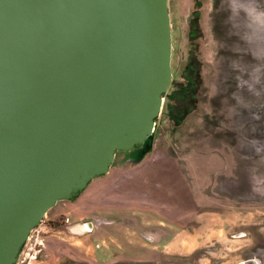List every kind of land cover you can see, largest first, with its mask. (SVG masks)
Returning a JSON list of instances; mask_svg holds the SVG:
<instances>
[{
	"label": "water",
	"instance_id": "95a60500",
	"mask_svg": "<svg viewBox=\"0 0 264 264\" xmlns=\"http://www.w3.org/2000/svg\"><path fill=\"white\" fill-rule=\"evenodd\" d=\"M172 47L168 0H0V264L152 135Z\"/></svg>",
	"mask_w": 264,
	"mask_h": 264
},
{
	"label": "rangeland",
	"instance_id": "374dc122",
	"mask_svg": "<svg viewBox=\"0 0 264 264\" xmlns=\"http://www.w3.org/2000/svg\"><path fill=\"white\" fill-rule=\"evenodd\" d=\"M168 2L174 83L170 85L173 90L170 97L164 99V104L169 103L171 116L164 112L163 106L152 135L140 146L118 150L112 164L125 166L144 159L142 174L156 180L160 178V191L156 195L150 192L152 184L141 196L130 188L125 190L129 196L127 201L133 200L130 195L143 196L144 206L148 201L154 206L144 209L155 213L150 212L148 220H143L144 226L149 222V230L145 231L148 234H144L142 240H130L122 233L124 230L119 226L133 224L132 217L138 212L130 205L123 208L128 210V216H92L100 208L109 210L116 202L115 199L91 197L92 190L103 184L99 181L101 175L95 177L78 197L60 200L45 213L32 230L16 264H120L119 258L126 252L125 258L145 260L153 245L162 242L158 237L154 239L151 231L161 235L174 231L173 225L183 226L185 220L205 211L213 212L214 216L218 214V220L220 218L225 224L222 239L217 237L208 245L195 249L193 260H186L182 255H170L169 258L163 255L164 261L196 264L200 255H208L203 262L215 264L221 259L220 247L239 252L240 257L251 256L264 264V190L254 191L250 182L252 172L264 173V158L257 157L247 146V141L244 147H239L237 133L222 127L225 120L221 114L222 101L227 98L230 103H235L231 97L237 90V74L232 62L237 57V37L232 34L228 13L221 0H215V6L213 0ZM194 10L201 12L195 25L191 20ZM191 29L195 32L193 37L190 36ZM214 40L219 42V54L213 61ZM193 58L198 60L195 68L201 69L198 76L191 67ZM244 59L250 58L245 56ZM189 78L194 80L190 89L187 87ZM213 87L218 88L219 94L210 99L208 93ZM207 103L213 106L212 115L203 112ZM186 110L190 113L179 124L180 115L176 116V113ZM257 111L256 108L251 111L241 109L242 114L231 123L243 126L242 136L264 140V110H259L260 119H254L253 112ZM180 204L186 206L180 207ZM207 219L215 221V217ZM89 220L106 223L101 239H92L87 232L79 235L74 229L78 222ZM126 227L135 229L134 226ZM238 234H243V239Z\"/></svg>",
	"mask_w": 264,
	"mask_h": 264
},
{
	"label": "crops",
	"instance_id": "0c3cea01",
	"mask_svg": "<svg viewBox=\"0 0 264 264\" xmlns=\"http://www.w3.org/2000/svg\"><path fill=\"white\" fill-rule=\"evenodd\" d=\"M131 156V155H130ZM117 157V154H116ZM117 158H115L116 161ZM132 159V157H131ZM114 161V162H115ZM144 159L141 162L138 163H128L127 165L123 166H111L109 172L105 175L98 176L101 177L99 181H102V185H99L95 187L92 190V196L94 199L98 197H105L109 200L115 199L116 202L111 205V207L108 209L106 208H100L98 211L93 212L92 216L97 217H107L110 215H124L128 216V210H123L124 207H128L130 205L132 208H136L137 214L134 213V216L132 217L133 221L135 222L133 224H123V226H119L120 229H123L124 233L127 238L130 240H142V237L144 234H146L149 230V222L147 221V226L142 225L143 220H148L149 215L151 213L155 214L153 211H147L145 208H154V206L151 204V201H148V205L144 206L143 196L141 198H137L135 195L130 197L133 199L131 202L127 201L129 198L128 191H125L127 189H131L134 193H140L141 196L146 189H149L150 185L152 184V187H150V192H153L152 194H158L160 191V186L158 183H160V178H152L151 176H144L142 172H144V166H143ZM95 179V178H94ZM157 183V184H155ZM151 194V193H150ZM123 198L126 199L123 201ZM152 199V198H151ZM180 203V202H179ZM141 204V205H140ZM125 205V206H124ZM129 206V207H130ZM185 207V204H180V207ZM171 207V206H170ZM169 207V208H170ZM178 207V206H176ZM158 208H161L158 206ZM163 208V207H162ZM151 212V213H150ZM211 211H205L201 213H197L193 217H190L188 220H185L183 223V226H177L173 225L175 227L174 231H168L167 233H161L151 231L152 236L154 239L155 237L160 238L162 241L161 243H155L152 250L149 251V255L145 257V260H136L137 258H133V260H130L128 258H125L128 256L126 253L121 255L119 259L120 264H174L172 260L167 261L163 260V255H167L169 258L170 255H179L184 256V259H191L194 258V250L203 246L204 244L208 245L207 243H211V241H214L215 238L219 237V239H222L223 233H224V226L225 224L222 222V220L219 218L218 220V214L214 216ZM192 214H195L193 212ZM207 217L214 218L215 221H210L207 219ZM205 218L206 221L203 219ZM158 220V219H157ZM193 221V223L190 222ZM190 223V224H189ZM88 224L87 226H85ZM145 224V223H144ZM118 224H116V227ZM127 226H134L132 228H135L134 230H129L131 228L126 227ZM153 224H151L152 226ZM105 227L106 223L100 224L95 223L93 220L85 221V222H78L74 229L79 235H83L86 232L90 233V237L92 239H101L103 233H105ZM123 227V228H122ZM148 234V233H147ZM239 235V234H238ZM243 234L239 235V238H242ZM239 238L237 240H239ZM243 239V238H242ZM222 241V240H221ZM229 245V244H227ZM230 248V247H229ZM222 250V252H221ZM220 254L218 263L215 264H242L243 262H246L247 264H259L258 260L251 256H241L238 255L239 252H234L231 250H224L223 248L220 249L219 247V253ZM165 253V254H164ZM208 258V255H200L198 259L196 260V264H205L203 261L204 259ZM117 261V260H113ZM115 263V262H114ZM195 263V262H194Z\"/></svg>",
	"mask_w": 264,
	"mask_h": 264
},
{
	"label": "clouds",
	"instance_id": "9594fccd",
	"mask_svg": "<svg viewBox=\"0 0 264 264\" xmlns=\"http://www.w3.org/2000/svg\"><path fill=\"white\" fill-rule=\"evenodd\" d=\"M228 13V21L232 34L237 37L235 50L237 57L232 62L236 72L237 90L232 93L230 103L227 98L222 101L221 114L225 120L222 127L234 131L238 135V146H247L257 157L264 158V140L255 136H242L243 126H236L235 118L241 115V109L253 112L254 119H260L259 110H264V0H221ZM215 6V0H213ZM215 41V40H214ZM219 42L212 46L213 61L219 54ZM247 56L250 59L245 60ZM248 95L245 96L244 93ZM219 94L218 88H211L209 98ZM209 115L214 113L213 106L206 104L203 109ZM250 182L254 191L264 190V173L254 171L250 174Z\"/></svg>",
	"mask_w": 264,
	"mask_h": 264
},
{
	"label": "trees",
	"instance_id": "16d2710c",
	"mask_svg": "<svg viewBox=\"0 0 264 264\" xmlns=\"http://www.w3.org/2000/svg\"><path fill=\"white\" fill-rule=\"evenodd\" d=\"M199 16H201V12H199V10H194V13H193V16L191 17V20H192V24H194V22H195V19L197 18V19H199ZM195 25V24H194ZM190 36H195V32H193L192 31V29H191V33H190ZM194 46V45H193ZM198 65V60L196 59V58H193V64H191V67H192V69H194L195 71H196V73H197V76H198V73H200V71H201V69H198V67L197 68H195V66H197ZM193 82H194V80H191L190 78L187 80V87H188V89H190V88H193ZM174 82H172V84H173ZM171 84V85H172ZM173 89H172V87H169V89L167 90V92L164 94V98H166V97H170V91H172ZM177 91H179L180 89L178 88V89H176ZM163 106L165 107V110H164V112L167 114H169L170 116H171V108H170V106H169V103L167 102L166 104H163ZM169 109V110H168ZM162 111H163V109H162ZM190 112H189V110H186V111H184V112H177L176 113V116L177 115H180L179 116V119H181L180 120V122H178L179 124L181 123V122H183V120L185 119V117L189 114ZM160 117V116H159ZM159 117L156 119V121H158V119H159Z\"/></svg>",
	"mask_w": 264,
	"mask_h": 264
},
{
	"label": "bare ground",
	"instance_id": "6f19581e",
	"mask_svg": "<svg viewBox=\"0 0 264 264\" xmlns=\"http://www.w3.org/2000/svg\"><path fill=\"white\" fill-rule=\"evenodd\" d=\"M85 226H87V228L89 227L88 224H86Z\"/></svg>",
	"mask_w": 264,
	"mask_h": 264
},
{
	"label": "flooded vegetation",
	"instance_id": "af4514ba",
	"mask_svg": "<svg viewBox=\"0 0 264 264\" xmlns=\"http://www.w3.org/2000/svg\"><path fill=\"white\" fill-rule=\"evenodd\" d=\"M172 84V83H171Z\"/></svg>",
	"mask_w": 264,
	"mask_h": 264
}]
</instances>
